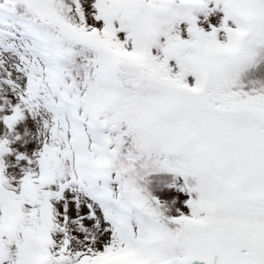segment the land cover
Here are the masks:
<instances>
[{
  "label": "snow or ice",
  "instance_id": "obj_1",
  "mask_svg": "<svg viewBox=\"0 0 264 264\" xmlns=\"http://www.w3.org/2000/svg\"><path fill=\"white\" fill-rule=\"evenodd\" d=\"M0 264H264V0H0Z\"/></svg>",
  "mask_w": 264,
  "mask_h": 264
}]
</instances>
